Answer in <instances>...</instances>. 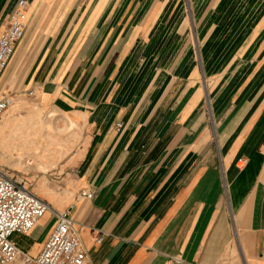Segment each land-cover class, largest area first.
I'll return each instance as SVG.
<instances>
[{
    "label": "crops",
    "instance_id": "0c3cea01",
    "mask_svg": "<svg viewBox=\"0 0 264 264\" xmlns=\"http://www.w3.org/2000/svg\"><path fill=\"white\" fill-rule=\"evenodd\" d=\"M17 10L0 92L28 98L0 122V169H37L55 114L56 185L26 188L73 219L85 264H264V0H0V36Z\"/></svg>",
    "mask_w": 264,
    "mask_h": 264
},
{
    "label": "built area",
    "instance_id": "2783aa9c",
    "mask_svg": "<svg viewBox=\"0 0 264 264\" xmlns=\"http://www.w3.org/2000/svg\"><path fill=\"white\" fill-rule=\"evenodd\" d=\"M26 23L25 12L17 10L1 34L0 75L14 55L15 44L23 39ZM13 105L14 100L0 92V122ZM83 196L91 199L93 194ZM49 211H52L49 206L23 182L0 169V264H85L87 256L80 230L67 212L52 211L57 223L38 256H31L14 244V234L29 235Z\"/></svg>",
    "mask_w": 264,
    "mask_h": 264
},
{
    "label": "rangeland",
    "instance_id": "374dc122",
    "mask_svg": "<svg viewBox=\"0 0 264 264\" xmlns=\"http://www.w3.org/2000/svg\"><path fill=\"white\" fill-rule=\"evenodd\" d=\"M21 76L22 74L19 72H16L15 76H14V81H13V85L16 84V86L19 85L20 80H21ZM9 85V84H8ZM11 88V87H10ZM17 88V87H16ZM8 90V88L6 89ZM26 98H28L27 95L23 96V97H18L16 99H14V106L19 103L22 100H25ZM24 104H20V106H25L28 105V103L23 102ZM26 103V104H25ZM21 106V107H22ZM13 107V106H12ZM14 109H11L4 118H7L11 115V112ZM26 112V111H23ZM41 121L39 122L40 127L42 128V131L45 129V131L43 132V134L47 135L46 137L43 136V143L45 144L44 146H41L40 143H36L37 147H35V149H33L32 152L29 153V156H26L25 160H24V165L26 166V170L29 169H34L37 168L35 170H30L29 175H26V179L27 177L30 178V180H26L23 179V177L17 175V161L22 160V155H12L11 156V160L9 163V176L10 177H14L15 180L17 181H22L24 185H26V187H29L32 191H34L33 189H35V187L37 188L38 186H36L38 184V182H40L39 180L43 177V180H45V182L47 183H54V171L48 174H42V171L44 170L45 173L49 172L52 167H53V162H54V158L56 156V153L54 152V146H55V139H56V126H55V122H56V117L55 114L47 112V113H43L41 112ZM55 120V122H54ZM47 129V130H46ZM31 155V156H30ZM243 165H240V167H242ZM41 168V170H39ZM43 169V170H42ZM35 177L36 182L34 184L31 183L32 180H34L33 178ZM30 181V182H29ZM50 185V184H48ZM53 185H56L55 183ZM51 185V186H53ZM58 186V185H57ZM54 187V186H53Z\"/></svg>",
    "mask_w": 264,
    "mask_h": 264
},
{
    "label": "bare ground",
    "instance_id": "6f19581e",
    "mask_svg": "<svg viewBox=\"0 0 264 264\" xmlns=\"http://www.w3.org/2000/svg\"><path fill=\"white\" fill-rule=\"evenodd\" d=\"M11 59H12V58H11ZM10 61H11V60H10ZM9 63H10V62H9ZM8 65H9V64H8ZM6 69H7V68H6ZM6 69H5V70H6ZM5 70H4V71H5ZM4 71H3V72H4ZM3 72H2V73H3ZM0 76H1V75H0Z\"/></svg>",
    "mask_w": 264,
    "mask_h": 264
}]
</instances>
